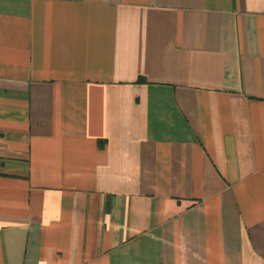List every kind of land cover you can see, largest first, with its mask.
<instances>
[{
    "label": "crops",
    "instance_id": "1",
    "mask_svg": "<svg viewBox=\"0 0 264 264\" xmlns=\"http://www.w3.org/2000/svg\"><path fill=\"white\" fill-rule=\"evenodd\" d=\"M0 264H264V0H0Z\"/></svg>",
    "mask_w": 264,
    "mask_h": 264
}]
</instances>
